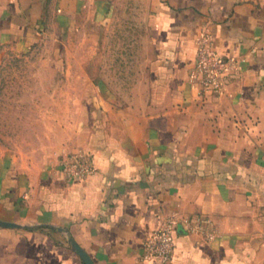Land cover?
Returning a JSON list of instances; mask_svg holds the SVG:
<instances>
[{
	"label": "crops",
	"instance_id": "0c3cea01",
	"mask_svg": "<svg viewBox=\"0 0 264 264\" xmlns=\"http://www.w3.org/2000/svg\"><path fill=\"white\" fill-rule=\"evenodd\" d=\"M150 1L162 52L149 115L92 135L87 176L24 185L0 167V220L19 225L0 226V264H85L69 238L94 264H264V0ZM83 2L0 0V42L32 44ZM202 39L229 60L219 94L187 80ZM168 215L175 246L159 263L142 247Z\"/></svg>",
	"mask_w": 264,
	"mask_h": 264
},
{
	"label": "rangeland",
	"instance_id": "374dc122",
	"mask_svg": "<svg viewBox=\"0 0 264 264\" xmlns=\"http://www.w3.org/2000/svg\"><path fill=\"white\" fill-rule=\"evenodd\" d=\"M81 1L85 7L65 25L50 14L32 44L0 42V167L15 183L35 184L76 158L93 163L83 152L92 135L149 115L148 89L160 79L151 69L162 52L152 2ZM202 51L226 62L218 86L206 87L196 70ZM228 62L198 40L187 73L197 95L221 92Z\"/></svg>",
	"mask_w": 264,
	"mask_h": 264
},
{
	"label": "built area",
	"instance_id": "2783aa9c",
	"mask_svg": "<svg viewBox=\"0 0 264 264\" xmlns=\"http://www.w3.org/2000/svg\"><path fill=\"white\" fill-rule=\"evenodd\" d=\"M226 64L222 58L216 55H208L206 51H202L197 61L196 70L204 82L206 87L211 85L218 86L217 77L222 71L223 65ZM77 159V160H76ZM76 164L71 162L65 166L64 172L66 176L84 177L94 171L93 163L86 158L85 161L79 163L76 158ZM80 164V165H79ZM177 225V220L172 215L165 216L159 226L149 235L142 247V255L145 258H151L159 263H167L174 251L173 231Z\"/></svg>",
	"mask_w": 264,
	"mask_h": 264
},
{
	"label": "water",
	"instance_id": "95a60500",
	"mask_svg": "<svg viewBox=\"0 0 264 264\" xmlns=\"http://www.w3.org/2000/svg\"><path fill=\"white\" fill-rule=\"evenodd\" d=\"M0 226L2 227H19L18 224L10 221H4L0 220ZM69 241L71 242L72 246L76 250V252L80 255V257L83 259L85 264H94L93 261L90 259V257L87 255V253L81 249L71 238H69Z\"/></svg>",
	"mask_w": 264,
	"mask_h": 264
}]
</instances>
